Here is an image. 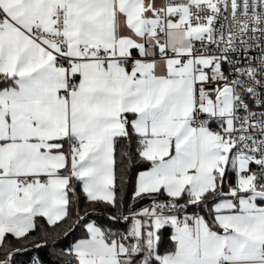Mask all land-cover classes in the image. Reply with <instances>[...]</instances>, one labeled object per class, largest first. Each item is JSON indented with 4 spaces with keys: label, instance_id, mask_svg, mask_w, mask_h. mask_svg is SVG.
Instances as JSON below:
<instances>
[{
    "label": "snow or ice",
    "instance_id": "obj_1",
    "mask_svg": "<svg viewBox=\"0 0 264 264\" xmlns=\"http://www.w3.org/2000/svg\"><path fill=\"white\" fill-rule=\"evenodd\" d=\"M264 264V0H0V264Z\"/></svg>",
    "mask_w": 264,
    "mask_h": 264
},
{
    "label": "trees",
    "instance_id": "obj_2",
    "mask_svg": "<svg viewBox=\"0 0 264 264\" xmlns=\"http://www.w3.org/2000/svg\"><path fill=\"white\" fill-rule=\"evenodd\" d=\"M29 255L40 256L45 261V264H47V261L50 259L49 255H48V249H46V248L43 250H40L39 252H30Z\"/></svg>",
    "mask_w": 264,
    "mask_h": 264
}]
</instances>
